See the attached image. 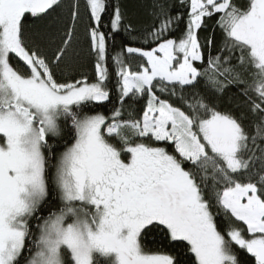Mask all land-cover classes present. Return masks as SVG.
<instances>
[{"label": "snow or ice", "instance_id": "6c2138e0", "mask_svg": "<svg viewBox=\"0 0 264 264\" xmlns=\"http://www.w3.org/2000/svg\"><path fill=\"white\" fill-rule=\"evenodd\" d=\"M0 264H264V0H0Z\"/></svg>", "mask_w": 264, "mask_h": 264}, {"label": "trees", "instance_id": "16d2710c", "mask_svg": "<svg viewBox=\"0 0 264 264\" xmlns=\"http://www.w3.org/2000/svg\"><path fill=\"white\" fill-rule=\"evenodd\" d=\"M109 2H110V3H114L115 0H109ZM125 2H127V3L129 4V6H130V9H132V8L134 7V5H136V4L139 2V0H125ZM173 2H177V6H178V0H173ZM66 3H67V0H65V4H66ZM139 22L141 23V25H143L144 23H148V22H150L146 16H143V14H142V10H141L140 21H139ZM208 23L211 24L212 21H208ZM180 27H181V29H183V24H181ZM210 31H211L210 28L207 29V30L201 29V30H200V36H201V38H203V36L206 35V32H210ZM172 35H173V36H178V35H179V32H174V33H172ZM121 37H124V33H123V32L121 33V36H117V37H116V40H115V51H119L120 44H121ZM124 38L126 39L127 37H124ZM112 45H113V41L109 40V48H110V51H111V49H112ZM86 52H87V48L85 47V53H86ZM14 62H15V61H14ZM85 70L91 72V71H92L91 65H88V68H86ZM113 79H114V78H113ZM231 91L234 92L235 89H231ZM143 103H144V101H140V104L137 105V107L142 106ZM110 107H111L110 104L105 103V105H104L103 107H98L97 110L102 111V112H106V113H107V110H108ZM152 239H153L152 235H149V237H148V241H149L148 246H149V247H153V245L151 244V240H152Z\"/></svg>", "mask_w": 264, "mask_h": 264}]
</instances>
